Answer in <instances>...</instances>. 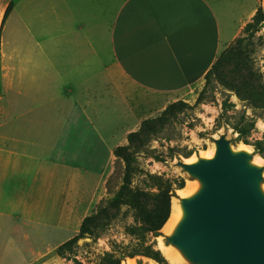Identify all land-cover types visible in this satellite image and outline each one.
<instances>
[{
    "label": "crops",
    "instance_id": "obj_1",
    "mask_svg": "<svg viewBox=\"0 0 264 264\" xmlns=\"http://www.w3.org/2000/svg\"><path fill=\"white\" fill-rule=\"evenodd\" d=\"M11 1L0 28V264H53L105 197L115 148L201 86L241 28L225 36L213 0H8L4 13Z\"/></svg>",
    "mask_w": 264,
    "mask_h": 264
},
{
    "label": "trees",
    "instance_id": "obj_2",
    "mask_svg": "<svg viewBox=\"0 0 264 264\" xmlns=\"http://www.w3.org/2000/svg\"><path fill=\"white\" fill-rule=\"evenodd\" d=\"M12 8L11 1L6 7L2 23ZM262 22H264V11L259 9L244 29L249 35L237 37L221 53L206 74L205 86L198 97V103L203 101L207 87L216 80L226 89L233 91L241 100L264 112V82L262 74L255 70L251 62V54L254 50L250 47L251 38L259 30ZM191 107L183 100L169 104L160 115L148 117L142 121L138 130L130 132L127 144L115 148L114 170L106 182L110 197L106 201L103 199L97 210L85 217L76 236L56 249L59 256L69 258L70 254H74L80 239L88 235L95 239L100 238L115 220L130 212L134 222L126 226V232L133 240L123 247L120 255L106 252L97 264H122L124 257L136 256L150 258L157 264H172L158 247L156 238L162 234L161 230L170 217L172 198L176 196V190L184 188L186 181L184 177L173 180L143 170L139 165V157L144 154L158 161H164L158 150L152 147V142L166 133L179 115ZM255 125L256 120L253 117L242 113L232 127L239 134L240 140L262 152L264 141L250 140ZM192 153L188 151L184 156L190 157ZM141 173H144L143 181L146 185L144 188L134 185L135 177ZM124 207L126 210L123 212Z\"/></svg>",
    "mask_w": 264,
    "mask_h": 264
},
{
    "label": "rangeland",
    "instance_id": "obj_3",
    "mask_svg": "<svg viewBox=\"0 0 264 264\" xmlns=\"http://www.w3.org/2000/svg\"><path fill=\"white\" fill-rule=\"evenodd\" d=\"M6 1L8 0H0V10H2L0 28ZM213 1L220 12L225 36L231 35L237 27L241 28L238 37L249 35L244 32L247 23L252 21L259 9L264 11V0H244L239 9L238 0L235 1L237 2L236 7H233L229 3L221 5L218 1ZM244 14H246L245 19L240 22ZM251 39L250 47L254 50L251 54V62L255 70L262 74V80L264 82V22L261 23L259 30L255 32V35ZM205 82L191 92L187 98L176 100H183L192 107L182 112L166 133L158 140L152 142V147L158 150V153L164 158V161H158L151 156L142 154L139 157L140 168L145 171L164 175L166 178L173 180L178 177H184L186 181L185 187L187 188L189 181L196 183L198 181L179 166L177 164L178 161L195 160L207 154L208 150L215 146V139L219 138L221 134L227 135L234 148H239L242 145L250 147L251 152L254 153V158H258V164L264 167V150L259 152L253 145L245 144L239 139V134L232 127L239 116L242 113H246L256 120V125L250 140L252 142L256 140L264 141V112L254 108L246 101L241 100L233 91L226 89L216 80L207 87L203 101L198 103L197 100L205 86ZM167 106L163 105L164 108L156 110V113L147 114L145 116L146 119L160 115ZM188 151H192L193 153L190 157H185L184 154ZM143 174H138L135 177L134 185L143 188L146 187L143 181ZM108 197L110 195H108L106 189V195L103 198L104 201ZM179 197L180 192L176 190V196L173 198L179 199ZM125 210L126 207L123 208V212ZM133 222L134 217L130 212L125 216H121L102 233L100 238L95 239L88 235L80 239L74 249V254H70L69 258L61 257V259H57V263L53 264H97L100 257L106 252H115L120 255L123 247L133 240L132 236L126 232V226ZM161 232L162 234L156 238L159 248V237L163 239L165 244L169 245L165 237L166 234L163 231ZM146 258L142 256H136L134 258L124 257L122 264L130 260H135L137 264H147Z\"/></svg>",
    "mask_w": 264,
    "mask_h": 264
},
{
    "label": "water",
    "instance_id": "obj_4",
    "mask_svg": "<svg viewBox=\"0 0 264 264\" xmlns=\"http://www.w3.org/2000/svg\"><path fill=\"white\" fill-rule=\"evenodd\" d=\"M215 145L211 158L177 163L200 188L179 197L184 218L167 242L189 264H264V167L226 134Z\"/></svg>",
    "mask_w": 264,
    "mask_h": 264
},
{
    "label": "bare ground",
    "instance_id": "obj_5",
    "mask_svg": "<svg viewBox=\"0 0 264 264\" xmlns=\"http://www.w3.org/2000/svg\"><path fill=\"white\" fill-rule=\"evenodd\" d=\"M2 10H0V16H1ZM239 149L251 151L250 147L247 145L239 146ZM216 153V145L211 147L207 154L202 155L204 158H211ZM195 160H187V162H194ZM254 163L258 164V158H254ZM200 188L199 183L189 181V184L186 187L182 189H178L180 192L181 198H187L192 195H194ZM262 190L264 192V184L262 185ZM184 218V209L181 204V200L178 198L172 199V205H171V214L165 225L163 226L162 230L166 235H172L175 233L176 229L178 228L180 222ZM160 239V250H162L163 254L166 256V258L172 263V264H189L188 260L183 256V254L180 252V250L172 245H167L163 242V239L159 237ZM147 264H157L154 260L146 258ZM124 264H137L135 260L126 261Z\"/></svg>",
    "mask_w": 264,
    "mask_h": 264
}]
</instances>
